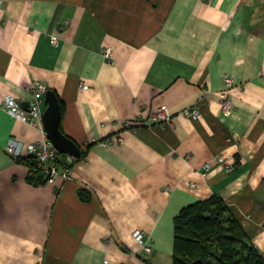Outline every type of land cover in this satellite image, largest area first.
<instances>
[{
  "label": "crops",
  "instance_id": "obj_1",
  "mask_svg": "<svg viewBox=\"0 0 264 264\" xmlns=\"http://www.w3.org/2000/svg\"><path fill=\"white\" fill-rule=\"evenodd\" d=\"M36 80L82 152L66 180L45 181L42 133L1 108ZM212 196L264 258V0H0V264H173V218Z\"/></svg>",
  "mask_w": 264,
  "mask_h": 264
},
{
  "label": "trees",
  "instance_id": "obj_2",
  "mask_svg": "<svg viewBox=\"0 0 264 264\" xmlns=\"http://www.w3.org/2000/svg\"><path fill=\"white\" fill-rule=\"evenodd\" d=\"M173 235V264H264L250 236L215 196L181 208Z\"/></svg>",
  "mask_w": 264,
  "mask_h": 264
},
{
  "label": "built area",
  "instance_id": "obj_3",
  "mask_svg": "<svg viewBox=\"0 0 264 264\" xmlns=\"http://www.w3.org/2000/svg\"><path fill=\"white\" fill-rule=\"evenodd\" d=\"M51 41L53 44H57V39L55 37H51ZM103 55L108 57L109 51L105 50ZM222 84L224 88L218 93L219 108L221 115L223 117H228L235 108L234 104L230 101L229 93L236 85L233 83V80L229 75L222 78ZM80 87L86 88V86L82 83L80 84ZM46 91L47 88L44 83L37 80L32 81L29 87L31 97L28 102L27 109L23 108L19 101H16L11 97H7L4 101H2L1 108L14 118L38 128L42 133V140L29 145L27 147V151L34 160L37 168L43 171L45 181L51 182L58 177L66 180L70 178L71 166L75 162L76 158L69 154L59 152L47 139L42 125V103H44V95ZM182 114L186 117H196L199 115V110L198 107H191L182 111ZM168 120L169 115L167 112L163 108H159L152 112L151 116L148 117L145 123L165 124ZM107 142V140H102L100 141V144L104 146ZM4 150L12 154L14 157L18 156V146L14 142L5 144ZM217 161L226 165L225 159L223 158H217ZM203 170L207 172L209 167L205 165ZM187 186L191 190L196 188V184L193 182H188ZM168 190L169 186H166L164 188V192H167ZM133 236L137 241L142 243L143 253L145 256L149 257L153 250L147 242V239H145L144 233L141 231H135Z\"/></svg>",
  "mask_w": 264,
  "mask_h": 264
},
{
  "label": "water",
  "instance_id": "obj_4",
  "mask_svg": "<svg viewBox=\"0 0 264 264\" xmlns=\"http://www.w3.org/2000/svg\"><path fill=\"white\" fill-rule=\"evenodd\" d=\"M44 101L45 108L42 111V125L47 139L59 152L79 158L81 155L80 148L59 130L60 105L51 89L46 91ZM21 105L25 109L28 108V103H21Z\"/></svg>",
  "mask_w": 264,
  "mask_h": 264
}]
</instances>
